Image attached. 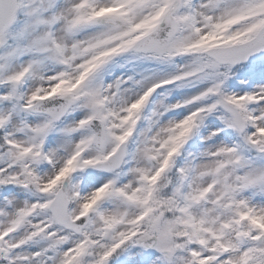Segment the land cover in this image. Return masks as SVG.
Returning <instances> with one entry per match:
<instances>
[{"label": "rangeland", "instance_id": "rangeland-1", "mask_svg": "<svg viewBox=\"0 0 264 264\" xmlns=\"http://www.w3.org/2000/svg\"><path fill=\"white\" fill-rule=\"evenodd\" d=\"M82 1L84 4L80 5ZM119 1L123 0H22L24 20L18 21L4 34L9 44L0 53V59L7 56L0 61V78L9 79L27 65L31 68L25 91L27 79L16 82L19 89L15 93L11 84L0 91V117L8 123L11 144L10 148L0 146V171L12 165V174L18 177L15 183L10 181L7 186L0 182L2 245L12 248L9 259L1 264H58L66 250L69 251L82 234L87 230H102L106 221L114 222L110 231L105 233L111 241L118 239L130 225L132 229L135 216L144 210L141 206L142 188L146 178L154 174L155 167L162 162L169 138L184 123L188 111L196 108L200 109L197 117L201 126V142L191 147L189 143L185 144L189 156L183 167L190 177L184 191L182 186H177L175 191H182L189 203V215L196 225L197 238L189 250L177 252L171 246L172 224L163 215L154 214L149 221V226L151 223L152 226L142 234L143 237L156 236L155 246L146 249L133 245L119 264H157L158 256L164 253L167 259L160 264H200L202 261L209 264L264 263V71L255 72L253 77L250 73L246 74L250 71L248 68L238 67V71L244 74L236 81L228 80L225 92H218L219 99L223 100L253 98L249 110L252 123L246 134L238 135L235 140L236 145L247 143L253 146L245 148L249 156L237 157L232 137L222 129L232 126V116L225 110H211L213 98L201 99L192 105L186 102L197 97L213 82L199 73L189 75L190 71L201 64L220 70L218 64L215 67L190 52L203 46L205 38L222 21L257 0H196L194 15L191 2L182 5L183 13L179 0L171 1L169 8L162 13L169 3L163 0L167 2L159 9L161 19L168 13L180 22L178 35L164 53L127 54L122 48H113L112 53L117 58L104 54L95 61L99 50L118 43L119 36L124 38L126 30L139 21L150 20L156 8L154 0H124L125 6L118 12L115 9L120 7L116 4ZM55 20L57 25L53 27L51 25ZM241 20V17L229 19L221 28L227 33L232 31V34L250 26L258 28L259 18ZM213 36L223 38L220 33ZM196 40L200 41L195 44ZM53 46L56 53H47ZM186 47L188 54H184ZM179 50V60H176L174 52ZM168 51L173 52L165 54ZM88 55L92 57L88 58ZM64 59L68 63L65 68L60 64L64 63ZM80 61L83 69L77 67ZM87 68L92 69L86 72ZM251 68L254 69V66ZM65 69L68 70V80L92 92L93 96L81 101L68 96L75 101L74 108L62 124H53L48 117L31 113L29 105L36 99L31 97L56 94L60 90V86L55 88L58 76ZM84 72L85 76H82ZM138 80L148 83L140 82L146 85L144 89ZM178 89L183 90L182 94L188 98L180 95ZM140 93L142 97L134 102ZM164 96H169L175 106L169 97L166 102ZM100 97L109 102L108 106L106 102L101 103V107L108 108L111 113L110 121L101 117L109 139L102 151L92 145L83 150L81 173L72 182L68 181V195L75 201L70 210L71 217L85 213L101 183L111 180L112 187L94 205L85 231L77 238H67L47 216L48 194L44 192L37 196V192L38 188H46L56 176L62 175L61 169L77 141L86 140L88 135L91 138L92 131L83 125L87 122H83L87 118H100L102 111L94 103ZM124 111L127 114L123 128L121 118L125 115ZM154 111L157 114H153ZM191 124L196 126L194 120ZM230 131L234 132L235 128ZM126 138L135 147L124 169L113 173L88 169L89 161L109 156L115 145ZM32 146L38 153L30 150ZM36 157L41 159L38 164L34 162ZM164 163L170 162L166 160ZM27 169L39 177L36 184L25 178ZM172 172L169 170L167 174ZM244 183L247 188H243ZM121 191H125L126 196ZM33 199L37 202L35 211L40 209L43 212L24 220V216L30 214L25 215L24 212ZM44 221L45 225L41 226ZM244 234H247L246 242ZM50 245L53 248L45 250ZM255 248L262 251L260 257L248 254L250 249ZM148 251L151 252L147 263L145 254ZM95 261V256L90 254L85 264Z\"/></svg>", "mask_w": 264, "mask_h": 264}, {"label": "water", "instance_id": "water-1", "mask_svg": "<svg viewBox=\"0 0 264 264\" xmlns=\"http://www.w3.org/2000/svg\"><path fill=\"white\" fill-rule=\"evenodd\" d=\"M16 11H17V0H0V24L3 30L6 29V27L13 21ZM175 30H176V27L173 26L169 32L167 31L166 32L167 35L164 38L163 42L156 48L163 47L168 41V39L172 36V34H174ZM147 38L148 36L139 40L140 42L137 43V45L133 46L132 48H136V47L140 49L147 48L149 46V43L141 42V41L146 40ZM239 48H243V46ZM229 49H235V47H230ZM244 49L252 51L254 55H252V57L251 55H246L244 57ZM244 49H242V57H240V62L243 61V58H252V60H258V59L264 58V27L260 30L259 35H256V37H254L252 40L244 43ZM41 104L49 105L48 102L43 101L37 104L36 106H40ZM56 114L58 113H55V115ZM96 138H97L96 142L100 143L101 138H103L102 129H98ZM116 160L119 162L121 158L118 156ZM103 165L109 166V163H104ZM80 223L81 221H73V224L75 225H79Z\"/></svg>", "mask_w": 264, "mask_h": 264}, {"label": "trees", "instance_id": "trees-1", "mask_svg": "<svg viewBox=\"0 0 264 264\" xmlns=\"http://www.w3.org/2000/svg\"><path fill=\"white\" fill-rule=\"evenodd\" d=\"M142 30V29H141ZM145 30V29H143ZM142 31L140 30H133L129 33V38H134L135 36L139 35Z\"/></svg>", "mask_w": 264, "mask_h": 264}]
</instances>
